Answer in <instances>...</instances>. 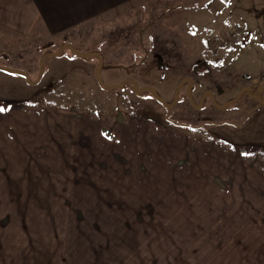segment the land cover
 Returning a JSON list of instances; mask_svg holds the SVG:
<instances>
[{
  "label": "crops",
  "instance_id": "0c3cea01",
  "mask_svg": "<svg viewBox=\"0 0 264 264\" xmlns=\"http://www.w3.org/2000/svg\"><path fill=\"white\" fill-rule=\"evenodd\" d=\"M215 1L0 0V31L10 40L8 48L38 31L65 39L68 32L81 47L90 44L91 32L120 31L116 43L91 42L99 67L105 56L135 58L134 48L146 50L145 56L137 51L139 60L158 58L157 40L191 47L194 34L186 44L171 32L183 30V24L170 23L167 15L194 16ZM184 23L188 31H199L190 20ZM55 54L66 63L95 61ZM9 74L3 73L17 80ZM54 110L0 111V264H162L152 240L163 227L154 230V224L185 220L198 207H209L216 222L225 220L224 237L228 224L232 233L226 236L232 246L225 259L217 262V254L210 253L215 255L210 264H264V151L194 133H173L170 143L169 131L148 128L145 119L68 106ZM166 132V142L156 143L154 135ZM57 151L60 169L49 170L51 185L43 186L40 167ZM125 172L127 181H121ZM168 207L176 208L177 221L164 215Z\"/></svg>",
  "mask_w": 264,
  "mask_h": 264
},
{
  "label": "rangeland",
  "instance_id": "374dc122",
  "mask_svg": "<svg viewBox=\"0 0 264 264\" xmlns=\"http://www.w3.org/2000/svg\"><path fill=\"white\" fill-rule=\"evenodd\" d=\"M210 8L195 12L194 16L173 11L167 15L170 23L183 24V30L170 31L186 44L194 34L196 40L189 42L191 47L183 49L177 40H157L153 51L161 53L160 60L153 54L139 60L137 51L145 56L146 50L134 48L135 58L126 54L123 60L117 57L109 61L105 56L99 67L94 43L97 39L116 43L122 35L120 31L91 32L90 44L84 48L72 44L68 32L65 39L50 38L42 31L17 38L21 44L8 48L10 40L5 37L6 32L0 31V105L5 108L1 112L13 107L35 113L67 106L82 108L104 117L120 114L145 119L148 128L169 131L170 143L173 133H194L220 144L240 147L244 143L253 150L264 151V0H216ZM186 19L200 32L188 31ZM54 51L57 56H90L95 61L66 63L56 60ZM6 68L23 70L27 76L1 71ZM52 69L56 73L50 78ZM94 72L99 73L102 82L98 74H90ZM29 73L33 74L28 76ZM167 136L168 132L154 135L160 144L166 142ZM57 147L64 150L61 144ZM120 160L121 166L127 165V157ZM59 161L58 151L45 157V166L40 167L43 186L51 185L49 170H59L55 164ZM126 172L120 173L121 181H127ZM174 211L175 207L164 208V215L168 213L177 221ZM210 216L209 207H198L185 220L167 226L154 224V230L163 227V234L154 233L152 240L157 262L210 264L215 257L210 253L217 254L215 261L224 260L226 250L232 246L226 237L232 236L230 224L224 237L225 220L216 222Z\"/></svg>",
  "mask_w": 264,
  "mask_h": 264
},
{
  "label": "trees",
  "instance_id": "16d2710c",
  "mask_svg": "<svg viewBox=\"0 0 264 264\" xmlns=\"http://www.w3.org/2000/svg\"><path fill=\"white\" fill-rule=\"evenodd\" d=\"M6 70H7V71H10V72H14V73L19 74V75L27 76V74H26L25 72L20 71V70H12V69H9V68H6ZM97 74H98L99 81L102 82V81H101V78L99 77V73H97ZM249 90H251V88H250ZM252 90H254V88H252ZM252 90H251V91H252ZM175 103H176V102H175ZM175 103H173V104H175ZM226 106H227V104L225 105V107H226Z\"/></svg>",
  "mask_w": 264,
  "mask_h": 264
},
{
  "label": "snow or ice",
  "instance_id": "6c2138e0",
  "mask_svg": "<svg viewBox=\"0 0 264 264\" xmlns=\"http://www.w3.org/2000/svg\"><path fill=\"white\" fill-rule=\"evenodd\" d=\"M4 110L5 108L2 105H0V111H4Z\"/></svg>",
  "mask_w": 264,
  "mask_h": 264
}]
</instances>
